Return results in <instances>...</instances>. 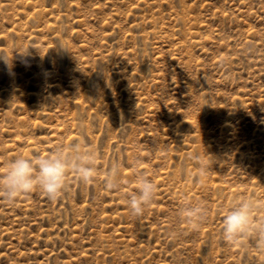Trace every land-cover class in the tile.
I'll return each instance as SVG.
<instances>
[{
    "label": "rangeland",
    "instance_id": "rangeland-1",
    "mask_svg": "<svg viewBox=\"0 0 264 264\" xmlns=\"http://www.w3.org/2000/svg\"><path fill=\"white\" fill-rule=\"evenodd\" d=\"M77 141L94 180L0 194V264H264L222 238L234 202L264 205V0H0V177ZM137 173L157 185L141 217Z\"/></svg>",
    "mask_w": 264,
    "mask_h": 264
},
{
    "label": "clouds",
    "instance_id": "clouds-1",
    "mask_svg": "<svg viewBox=\"0 0 264 264\" xmlns=\"http://www.w3.org/2000/svg\"><path fill=\"white\" fill-rule=\"evenodd\" d=\"M197 162L200 176L205 174V166L199 154L192 155ZM96 154L79 141L69 145H59L47 156L29 158L19 155L7 164V172L0 177V194L8 201L16 200L38 187L50 200H56L67 188V177L74 173L82 183L96 178ZM104 186L107 190H120L123 174L119 162H111ZM137 191L129 194L127 203L131 214L136 217L144 215L157 194V185L144 173L135 177ZM264 205L254 199L243 198L234 202L223 218L222 238L228 244L239 242L242 237L253 236L255 246L264 249V218L256 213ZM189 224L199 226L204 218V209L200 206L188 207L182 213Z\"/></svg>",
    "mask_w": 264,
    "mask_h": 264
}]
</instances>
